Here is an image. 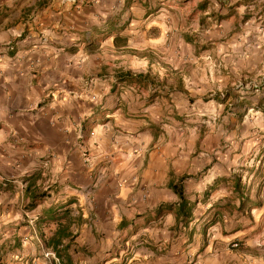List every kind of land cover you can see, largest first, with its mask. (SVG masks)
<instances>
[{
	"label": "crops",
	"instance_id": "0c3cea01",
	"mask_svg": "<svg viewBox=\"0 0 264 264\" xmlns=\"http://www.w3.org/2000/svg\"><path fill=\"white\" fill-rule=\"evenodd\" d=\"M62 1L0 0L1 151H5L6 159L27 155L37 159L45 153L62 160V183L71 184L65 188L55 185L54 194L45 192V201L32 198L35 192L31 183L20 184L11 198L3 195L9 189V179L5 173L0 174V225L13 223L15 229L9 234L17 241L8 254L0 252V264L52 262L44 258L49 248L41 244V237L51 235L56 225L48 232L41 228L32 232L30 226L18 225L21 213L44 225V218L49 220L52 214L68 211L74 234L70 254H87L89 242L102 239L99 234L103 226L115 225L119 242L112 253L108 250L105 261L124 264L118 261L120 253L132 259V246L141 241L157 254V259L162 256L161 264H167L160 248L167 235L174 236L183 226L175 216L179 193L193 204L187 225L200 223L205 212H212L208 220L214 214L219 218L225 207L233 209L231 218L239 216L234 220L238 223L248 212L253 214L264 207V197L257 199L255 194L257 183H264V5L259 13L261 22L254 26L260 35L253 41L221 45L212 39L214 25L208 31L211 39L178 41L180 56L183 49L194 54L205 49L196 60L204 59L207 69L211 68L210 77L207 70L187 76L182 58L174 63L175 82L168 86L162 83L161 88L149 86L148 71L135 74L116 69L109 93L114 95L115 89L123 88L126 98L122 97V102L112 98L114 101L95 110L91 119L97 121L103 115L126 136L119 138L120 144L112 154L94 151L86 163L82 140L78 139L79 131L86 130V118L80 117L75 100L80 88L83 91L79 78L85 64L74 56L83 44L84 28L70 19V6ZM257 1L264 4V0ZM231 4H225L219 12L211 11L223 13L217 30L233 21L237 7ZM74 8L78 12V7ZM116 25L111 17L107 30L115 33L121 28ZM104 32L94 27L89 35L96 38ZM115 42L126 47L125 39L115 37ZM70 58L72 63L68 62ZM147 64H151L149 59ZM138 74H148L143 84L125 78ZM128 86L134 89L129 91ZM143 91L151 92L146 99ZM166 119L174 132L171 126L165 127ZM233 179L238 181L237 187ZM244 197L250 203L240 211L238 206ZM43 206L47 211L40 214Z\"/></svg>",
	"mask_w": 264,
	"mask_h": 264
},
{
	"label": "rangeland",
	"instance_id": "374dc122",
	"mask_svg": "<svg viewBox=\"0 0 264 264\" xmlns=\"http://www.w3.org/2000/svg\"><path fill=\"white\" fill-rule=\"evenodd\" d=\"M240 1L242 2L240 3ZM229 2L237 7L234 19L224 29L217 30L216 26L223 16V13L218 14V12ZM61 4L70 6L68 10L74 12H68L70 19L84 28L83 44L80 45L74 56L85 64L84 73L79 78L83 91L81 92L80 88L79 97L75 100L80 106V117L86 118V130L81 128L78 137L82 140L80 142L83 149L81 153L86 163L89 162L90 155L94 151L100 155L105 154V156L112 154L115 147L120 144L119 138L126 136L124 130L111 124L109 120H105L103 115L98 116L97 121L91 119L94 116L93 112L99 107L107 106L110 100L117 99L118 102H122L126 98L123 88H119L118 91L115 89L114 95L109 93L116 69L135 74L148 71L149 86L161 88L162 83L168 86L175 82L174 63L178 58H182L185 64L183 73L187 76L207 70L210 77L211 68L207 69L206 64L203 63L204 59L196 60V57L205 49H199L201 50L199 54L190 53L188 48L183 49V54L180 56L179 52L182 48L178 41L183 39L185 42H189L190 38L198 41L211 39V34L208 33L209 30H212L211 25H214L215 29L212 39L221 45L228 41H253L255 36L260 35L259 28L254 26L261 22L259 13L264 5L257 0H106L105 3L98 0H64ZM74 6L78 7V12H75ZM214 9H218V12L215 11V14H212L211 11ZM111 17H114L116 27H121L113 34L107 30L108 20ZM261 23H264V19ZM94 27L104 29V34L96 36V38L90 36L89 33ZM72 31L76 30H68V32ZM115 37L125 39L126 47L118 46ZM148 59L151 64H147ZM164 61L169 64L166 65ZM68 62L72 63L73 59L70 58ZM148 65L150 66L147 67ZM158 85L159 87H157ZM96 88H99L100 92H97ZM131 88L133 87L128 86L129 91L134 89ZM149 93L151 92L143 91L142 97L146 99ZM135 97L137 98V96ZM127 98L132 102L129 95ZM207 100L208 97H205L204 101ZM166 121L165 127L166 125L171 126L170 131L174 132L170 120L166 119ZM14 146L19 145L14 144ZM23 146L25 145L23 144ZM25 147L27 149L28 146ZM7 155L9 154L7 153ZM46 155L44 153L37 159L31 158L29 155L18 157L15 160L6 159L5 151H1L0 148V174L5 173L10 184L7 186L8 191L3 192V195L9 197L16 195L18 185L24 186L26 183H31L34 186L32 190L36 195L46 191L51 193L55 185L63 186V188L71 187L69 183H62L64 178L61 174L63 171L61 169L62 160L52 159ZM252 181L253 178L248 182L251 184ZM255 187L258 190L255 193L258 194L256 198L263 200L264 183L258 182ZM14 189L16 190L12 191ZM249 197L253 199L250 194ZM46 209L47 206H43L39 213H46ZM231 210L233 209L229 207L221 209L220 217H215L216 214H214L213 220H208L212 212L209 215H206L205 212L200 223L189 224L185 227L181 225L180 230H176L178 232L174 236L167 235L164 246L160 248V253L165 255L166 263L264 264V207L253 214L248 212L245 218L238 223H235L234 220L239 216L235 214L236 217L231 218L229 214ZM35 221L21 213L18 225L26 228L28 225L32 232H38V228H41L40 231L43 229L48 232L56 225V222L45 218L41 221L44 225H37ZM14 229L13 223L0 225V240L7 235L0 243V252L8 254L15 247L17 241H13V237L9 234ZM107 231L110 234H105ZM118 232L119 229L115 225L103 226V232L99 234L102 239L90 241L87 254L71 253L74 264H111L114 260L105 261L104 258L109 249L111 253L116 249L119 242ZM127 243L125 242V246L128 245ZM41 244L44 246L43 240H41ZM77 248L78 246L76 251ZM103 250H106L104 256L102 255ZM48 251L50 253L44 254V258L53 261L54 254L50 249ZM71 251L72 249H70ZM120 255L118 261L124 264L162 263V256L157 259V254L141 241L132 246V259H125V253H120Z\"/></svg>",
	"mask_w": 264,
	"mask_h": 264
},
{
	"label": "trees",
	"instance_id": "16d2710c",
	"mask_svg": "<svg viewBox=\"0 0 264 264\" xmlns=\"http://www.w3.org/2000/svg\"><path fill=\"white\" fill-rule=\"evenodd\" d=\"M125 78L130 82L143 84L145 80L148 78V74H146V76L142 74L127 75V77ZM233 183L237 187L238 181L236 179L233 181ZM44 195H45L44 192H42L40 195L34 194L32 198L33 199L35 198L34 200L37 201L40 200ZM179 199L180 200L178 205L175 206L176 207L175 216L177 220L182 221L183 226H185L188 224L190 220L191 209L193 204L186 201L181 193H179ZM248 202L250 203L247 197L242 198V201L238 206V209L240 211L244 210L245 209L244 204ZM68 214H69L68 211L59 214L57 213L52 214L48 219L56 222V228L51 235H46L41 237L44 246L46 248H49L54 254V259L52 261V264H73L71 254L69 252V246H70V242L74 238V234L70 229L71 221L68 217Z\"/></svg>",
	"mask_w": 264,
	"mask_h": 264
}]
</instances>
